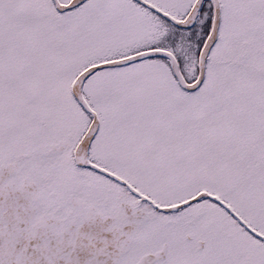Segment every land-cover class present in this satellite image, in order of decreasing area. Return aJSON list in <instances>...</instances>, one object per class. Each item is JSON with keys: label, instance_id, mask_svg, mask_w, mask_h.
<instances>
[{"label": "snow or ice", "instance_id": "6c2138e0", "mask_svg": "<svg viewBox=\"0 0 264 264\" xmlns=\"http://www.w3.org/2000/svg\"><path fill=\"white\" fill-rule=\"evenodd\" d=\"M0 264H264V0H0Z\"/></svg>", "mask_w": 264, "mask_h": 264}]
</instances>
